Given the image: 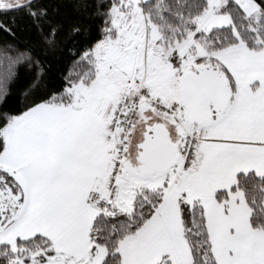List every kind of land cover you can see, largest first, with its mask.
<instances>
[{"label": "snow or ice", "instance_id": "snow-or-ice-1", "mask_svg": "<svg viewBox=\"0 0 264 264\" xmlns=\"http://www.w3.org/2000/svg\"><path fill=\"white\" fill-rule=\"evenodd\" d=\"M0 264H264V0H0Z\"/></svg>", "mask_w": 264, "mask_h": 264}]
</instances>
